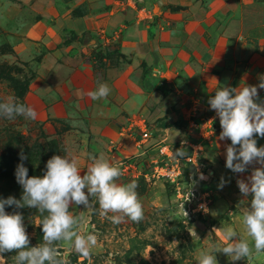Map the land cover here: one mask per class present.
<instances>
[{"label": "rangeland", "instance_id": "obj_1", "mask_svg": "<svg viewBox=\"0 0 264 264\" xmlns=\"http://www.w3.org/2000/svg\"><path fill=\"white\" fill-rule=\"evenodd\" d=\"M189 21L198 22L194 30ZM133 30L148 43L137 55L124 38ZM173 36L188 51L170 44ZM176 53L181 62L173 60ZM149 65L177 72V90L155 78ZM180 69L205 70L217 89L258 85L264 76V0H0V102L15 97L36 112L34 120L0 117V198H21L15 178L21 153L29 176H43L53 155L75 160L81 175L90 157L103 156L122 171L115 183L138 184V223L127 217L111 222L95 199L94 208L70 207L81 217L77 231L95 234L97 245L86 258L57 242L67 264H197L200 252L224 243L222 230L236 224L237 191L226 183L219 188L215 173L231 142L219 139V118L207 103L214 88L204 87L198 74L184 87ZM100 84L111 92L93 100L88 93ZM259 97L264 101V89ZM135 120L151 138L138 147L127 127ZM160 142L169 146L170 158L157 154ZM189 146L197 149L195 169L183 161L186 155H173L181 147L187 154ZM168 163L179 169L174 181L158 174ZM5 210L23 214L30 246L43 242V217L35 208ZM193 230L200 239L192 238ZM15 255L5 253L0 264H15ZM216 255L219 264H231Z\"/></svg>", "mask_w": 264, "mask_h": 264}, {"label": "clouds", "instance_id": "obj_2", "mask_svg": "<svg viewBox=\"0 0 264 264\" xmlns=\"http://www.w3.org/2000/svg\"><path fill=\"white\" fill-rule=\"evenodd\" d=\"M259 89H264V76H261L258 85L242 88L220 85L207 101L210 110L219 118L222 129L219 139L231 142L226 147L225 167L235 174H243L253 166L246 179L237 180L242 196H252L250 208L246 207L242 215L244 229L252 243L234 228H224V243L216 244L208 251L202 250L197 264H219L217 253L226 255L231 264L250 259L253 250L257 254L264 253V146H257V137L264 138V101L259 97ZM110 92L106 84H100L96 91L88 95L93 100H99L106 98ZM18 116L34 120L36 112L17 102L15 97L0 102V117L12 120ZM173 155L180 160L186 152L181 147ZM26 159L21 153V163L15 170L16 182L23 189L21 198H0V260L5 258V253L15 250V264H67L56 247L60 241L69 243L83 257H89L97 245V236L80 234L77 229L81 217L73 216L69 209L81 205L87 209L94 208L93 199L99 204L100 214L115 224L121 223L125 217L137 223L143 220L137 182L133 180L126 185L115 183L122 171L103 156L90 157L93 162L83 175L75 160L53 155L46 162L43 176H29L23 163ZM200 179H205L202 173ZM225 183L222 178L218 187L222 189ZM6 207L35 208L43 217L40 223L43 242L30 246L23 214L19 211L8 213ZM109 213L122 215L109 216ZM189 233L192 238L200 239L195 230Z\"/></svg>", "mask_w": 264, "mask_h": 264}, {"label": "crops", "instance_id": "obj_3", "mask_svg": "<svg viewBox=\"0 0 264 264\" xmlns=\"http://www.w3.org/2000/svg\"><path fill=\"white\" fill-rule=\"evenodd\" d=\"M180 23L183 25V22H180ZM184 24H186V23L184 22ZM188 24H189V27L193 28V30H194V28L197 27L198 22L189 21ZM139 32L140 31H138V30H133L128 35H126V34L124 35L125 41L132 44L130 46L132 48V51L135 50V52H134L135 55H137L136 51H138V50L139 51L142 50V52H143L144 49H145L144 47L148 44L147 41L145 40V38L142 39V36L140 35ZM172 40L173 41L170 43L172 45L173 44L181 45V46L184 45V41L181 38L173 36ZM157 41L159 43L160 42L166 43L165 39L157 40ZM183 47H185V46H183ZM185 48L188 51L187 47H185ZM161 51H162V55L165 56L166 55L165 52H164L165 50L163 49ZM177 53L174 54L172 56V58H173V60L176 59L179 62H181L182 59L178 57L179 54H177ZM186 56H187L186 58L189 57V55L187 53H186ZM204 61H206V60L204 59ZM132 64H133V62L129 66H132ZM147 66H148V64H147ZM149 66L152 67V71H154L153 74H154L155 78H158V76L162 77V79H164L163 81H164V85L166 87H172L174 90H177L176 82H175L177 72H174V71L170 70V71H166V72L161 73L160 71H158L157 68L155 69L154 66H152V65H149ZM179 72L181 74V78H180L179 82H181V84H184L183 85L184 87L188 88L189 85H190L188 80L192 81L193 78L195 79V76H196L194 74H198L199 77L202 76L201 78L203 80H205L204 87H207L210 90H212L214 88L211 93H213V92H215V90H217V87H215L214 84L210 83L212 74L205 73V70L203 72L200 70L198 73L191 72V74H188L187 73L188 71L187 70L185 71L184 69H180ZM203 76L205 77V79L203 78ZM185 78H186V80H185ZM207 80H209V81H207ZM194 88H195V86H194ZM173 124L174 123H170L167 126H163L162 129L164 131H167L170 128H172ZM257 146H264V138L257 137ZM225 153H223L224 154L223 156H225ZM254 166L258 167L259 165H254ZM216 167H217L216 171H215L216 175L218 177H220L221 179L223 178V180H225L227 186L229 185L232 189H234V190L236 189V191H237L236 192V196H235V203L233 205V207L235 208V211H234V214H233L232 219H231V222H235V220L237 222H235L236 223L235 225L232 224L229 227L234 228L239 233V235L241 237H243L244 239L248 240L249 243L251 244L252 243L251 238L247 236V233H246V231L244 229V226H243V223H242V215L246 211V207L250 208V206H251L250 202H251L252 196L249 195L246 198L244 196H242V194L240 193L239 188L237 186V180L238 179H246L247 176L250 175L253 166H250L248 171L243 173V174H235V173L231 172L229 169H227L225 167V163L222 162V161H221V164H218ZM235 264H264V253L257 254L253 250V254H252L250 259H241L240 261L235 262Z\"/></svg>", "mask_w": 264, "mask_h": 264}, {"label": "built area", "instance_id": "obj_4", "mask_svg": "<svg viewBox=\"0 0 264 264\" xmlns=\"http://www.w3.org/2000/svg\"><path fill=\"white\" fill-rule=\"evenodd\" d=\"M127 127L129 132L135 134V136L132 139L136 147L140 146L148 139H151L148 131L146 130V127L143 126L142 121L140 120L132 121L130 124H128ZM156 149H157L156 152L159 156L163 158H170L171 151L169 150V146L162 144L160 142L156 145ZM189 149L190 152L186 154V156L183 158V161L186 162V164L187 163L190 164V166H192L193 169H195V164H196L195 157H196L197 149L194 148L193 146H189ZM159 168L160 169L158 174L164 180L174 181L179 175V169L176 167V165H172L171 163L164 164L163 168L162 167Z\"/></svg>", "mask_w": 264, "mask_h": 264}]
</instances>
